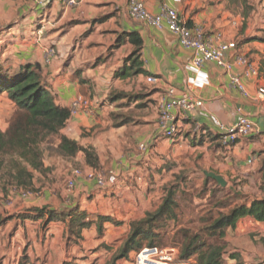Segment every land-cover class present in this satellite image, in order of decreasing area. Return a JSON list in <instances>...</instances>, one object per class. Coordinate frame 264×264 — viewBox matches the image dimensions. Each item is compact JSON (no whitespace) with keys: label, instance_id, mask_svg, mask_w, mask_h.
<instances>
[{"label":"crops","instance_id":"crops-1","mask_svg":"<svg viewBox=\"0 0 264 264\" xmlns=\"http://www.w3.org/2000/svg\"><path fill=\"white\" fill-rule=\"evenodd\" d=\"M47 1V7H41L32 0H0L1 6L4 2L10 6V13L0 9L1 15L9 17L6 26L0 29V63L12 71L20 66L38 64L48 88L63 106H70L78 99H90L100 104L94 117L84 113L73 116L61 132L80 146L94 148L92 141L85 138V132L93 130V134L98 135L100 130H105L90 129L99 128L104 116H109L108 124L114 126L115 121L109 111H122L118 109L120 107L124 113L134 109L138 116L130 117L128 124L119 129H107L108 137L117 131L121 136H129L133 132L138 140L151 143L152 150L147 154L148 165L143 157L138 160L140 164L126 166L122 175H116L118 178L114 183L112 180L100 189L95 180L88 182L84 177V173L94 169L85 164L83 154L74 160L62 158L68 172L76 162L81 163L85 172L78 169L82 175L75 180L73 194L64 191L67 193L65 201L54 207L44 203L40 208L60 212L79 207L87 213L88 219L98 221L99 217H109L110 220L103 224L102 237L98 236L95 224L84 231L83 240L78 244L68 242L67 224L59 221L49 224L40 237L31 239L33 254L41 258L38 264H48L53 260L63 264L68 257L76 261L84 258L80 260L93 264L85 260L88 249L106 247L115 241L122 245L131 230V223L153 210L146 190L147 179L153 177L150 174L155 169L164 176L168 173L169 163L183 162L200 168L196 188L207 187V199L211 203L217 197L214 194L218 189V194H225L228 198L224 206L216 204L218 213H226L238 203H251L264 197V101L257 97L258 90L264 87V17L261 20L255 18L256 12L264 9V0H250L256 5L248 18L238 14L234 0H141L152 14H157L161 4L165 3L176 9L190 28L200 26L207 34H220L222 42L235 43L239 54L259 72V76L245 75V66L236 62L232 52L228 57L233 65L230 72L215 63H206L202 71L209 78L208 85L189 89L187 81L193 73L187 70V66L192 61L193 52L184 49L178 37L166 26L158 30L134 21L128 14V0H81L76 8H67L61 0ZM135 33L143 41L138 56L146 74L118 78L117 73L125 67L126 60L135 50L129 42V35ZM49 51H53L54 56H48ZM231 75H242L249 98L231 86ZM149 76L157 78V83L148 84ZM169 87H174L178 96L189 93L204 102L203 107L193 112H175L179 134L173 140L161 137L157 131V105ZM145 89L150 90L147 95L143 93ZM117 93L134 97L129 101H113L112 95ZM0 100L8 102L7 109L0 110V116H3L0 131L5 132L15 105L6 94ZM242 117L254 124L255 132L239 139L231 148H223L218 136ZM252 158H255V163L249 164ZM45 166L52 169L46 162ZM204 172L222 177L226 187L207 178ZM47 191H40L38 195L54 194L53 190ZM203 196L202 193L189 194L192 202ZM29 220H32L31 225L42 223L44 226L42 219L28 218L23 222ZM208 221L211 224L214 218ZM226 243L229 254H239L242 263L264 264V224L244 218L236 229L228 230ZM229 254L224 257L226 263L238 264L237 260L229 258ZM132 255L135 257L136 254Z\"/></svg>","mask_w":264,"mask_h":264},{"label":"trees","instance_id":"trees-1","mask_svg":"<svg viewBox=\"0 0 264 264\" xmlns=\"http://www.w3.org/2000/svg\"><path fill=\"white\" fill-rule=\"evenodd\" d=\"M129 42L135 46V50L126 60L125 67L117 73V77L121 79L146 74L138 56L143 45L141 37L137 33L130 34ZM5 94L15 105V112L7 130L0 131V196L5 201L9 200L13 192L27 194L37 191L34 183L37 174L46 177L52 172L51 168L45 166L46 152L51 157L58 156L69 160H74L81 153L88 167L100 169L99 158L93 148H84L61 134L72 118L70 106L59 103L48 88L42 68L38 64L20 66L12 71L0 63V97ZM133 97L117 93L112 95V100L129 101ZM116 116L120 121L114 123L115 128L128 124L130 117ZM218 138L220 139V136ZM178 191L177 185L165 187L158 208L131 223V230L115 254L113 264L128 260L131 254H137L144 247L163 245L171 223L174 225L180 223ZM218 191L220 190L215 191V196L218 195ZM227 199L223 198L218 206H224ZM20 215L17 216L23 220L42 219L44 228L58 221L67 224V240L75 244L81 242L84 231L95 224L98 226V236L102 237L103 224L110 220L109 217H99L98 221L88 219L87 213L81 211L79 207L60 212L45 207L32 209ZM247 217L264 224V197L251 203H238L226 213H217L214 221L204 229V236L197 234L193 238L184 239L176 260L189 262L196 258L197 264H227L224 258L229 254L227 232L236 229L238 223ZM8 220L0 217V226L11 221ZM209 239H216L217 242L210 243ZM229 258L237 260L238 264H244L237 253H230ZM19 264H35L30 261L26 249Z\"/></svg>","mask_w":264,"mask_h":264},{"label":"rangeland","instance_id":"rangeland-1","mask_svg":"<svg viewBox=\"0 0 264 264\" xmlns=\"http://www.w3.org/2000/svg\"><path fill=\"white\" fill-rule=\"evenodd\" d=\"M234 4L236 9L239 13H242L245 18L251 14L253 11V7L256 5L255 2H251L250 0H234ZM252 3V6H251ZM0 9H4L8 11L10 6L3 3V6L0 4ZM264 9L259 10L255 14V18L261 20L264 17ZM8 13H10L8 11ZM8 15L0 14V29L6 26L8 23L6 20ZM12 21H10V24ZM48 29V28H47ZM49 56V55H48ZM149 89H145L143 93L147 95ZM90 100V99H89ZM148 101V100H147ZM8 102L4 100H0V106L2 109H7ZM133 108V107H132ZM122 111L111 112L109 111V115L112 119L115 120L116 123L120 121L116 115H124L128 117H135L138 116V113L131 109L129 112L124 113V109L118 107ZM8 112V111H7ZM94 117V116H93ZM101 117V116H100ZM99 118V117H98ZM109 116H104L102 118V122L99 125V128L96 126L90 129H105L100 130L99 134H93V130L90 132H85V138H89L93 145L94 150L96 151L97 155L100 158V169L102 171L105 184L107 185L110 181L117 180L119 175H122L124 170L127 167L138 165L137 154H138V146L142 143H145V140H138V138L134 135L133 132L129 134H123L122 136L119 134V131L114 136L108 137L107 129H119L114 128V126H109L108 124ZM3 116H0V123L3 121ZM8 120V119H7ZM95 133V132H94ZM137 139V140H135ZM152 150V148H151ZM145 158L143 161H148L147 155H141V159ZM45 162L52 167V172L48 174V176L43 177L40 174H37L35 183L36 192L23 194L21 193H14V195L10 196L8 201H5L2 196L0 197V217L4 218L5 220L11 219V221L7 222L6 224L0 226V264H19L20 259L22 258L24 251L26 249V254L30 258L31 262L38 264L41 262V258H37L36 254H33L31 248L33 236H39L45 228L42 227V223H37V225H31L30 221L23 222L20 213H24L23 210H30V208H40L41 206L46 203L48 206H56L61 201H65V196H67L66 191V177H71L72 172L75 169H80L85 172L84 167L81 166L80 162H76L75 165H71L70 171L68 172L67 165L63 164V159L55 156L51 157L47 152L45 153ZM140 159V160H141ZM70 162V161H68ZM149 162H146L148 165ZM174 164H168L167 172L164 176L159 174L157 169L154 170L152 175L147 179V188L146 190L149 191V197L152 202L153 210L161 204L162 198L164 196V189L165 187H169L172 185H177L179 187V198L178 201L180 203V223L174 225L171 223L169 226V231L165 236L163 245H159L161 249H175L177 254L175 257L179 255V249L184 242V239L193 238L194 235L201 234L205 235L204 229L210 224L208 221L209 218H214L215 215L218 213L216 212V204H219L223 198H226L225 194H218L216 198H213L212 203L209 199H207V191L208 188L200 186V188H196L195 181L199 178L200 172L199 167L195 166H188L186 163L178 162ZM65 168L63 169V167ZM196 169V171H195ZM199 173V174H198ZM118 175V176H116ZM156 175V176H155ZM84 177H86V173H84ZM88 182H92L93 180H87ZM200 184V183H199ZM105 185V186H106ZM104 186V187H105ZM99 187V186H98ZM101 187H99L100 189ZM47 190H53L54 194L47 195L41 194L40 191L43 193H47ZM139 191V189H138ZM200 193L204 194L203 198H200L199 201L195 200L192 202L189 198L190 195H199ZM18 195V196H17ZM217 200V201H216ZM218 202V203H217ZM140 206V205H139ZM155 209V210H156ZM215 209L214 211H212ZM151 210V212L153 211ZM154 210V211H155ZM199 211V212H198ZM18 215V216H17ZM197 221L198 223H195ZM200 221V222H199ZM44 225V224H43ZM216 241L215 239H209L210 243L212 241ZM121 247L119 241H115L109 246L101 247L98 249H88L87 256L85 260H90L93 264H113V258L117 253L118 249ZM35 253V249H34ZM80 255V254H79ZM85 257V255H83ZM55 259V258H54ZM84 259V258H80ZM80 259H76L73 257H68L66 264H85L86 262ZM134 255H130L128 260L119 261L117 264H133ZM177 262L182 263L181 261L177 260ZM48 264H60L59 262H48ZM191 264H197L196 258L191 260Z\"/></svg>","mask_w":264,"mask_h":264},{"label":"built area","instance_id":"built-area-1","mask_svg":"<svg viewBox=\"0 0 264 264\" xmlns=\"http://www.w3.org/2000/svg\"><path fill=\"white\" fill-rule=\"evenodd\" d=\"M35 5L47 7V0H32ZM67 8H76L80 5L81 0H61ZM127 10L130 17L137 22L145 23L158 30H162L165 26L168 30L176 35L180 45L193 52L191 63L187 66V70L193 73L187 81L189 87L203 88L208 85V76L203 73L202 69L206 63H215L218 67L230 72L233 68L229 62L230 53H235V60L238 64L245 66V75L259 76L257 69L248 60L239 54L235 43L222 42L220 34H207L200 26L190 28L181 18L178 11L163 3L157 14L149 12L144 2L141 0H128ZM49 56H54L53 51L48 52ZM49 61V58H48ZM157 78L147 77L148 84L157 83ZM231 86L239 90L245 97L250 95L242 81V75H231ZM258 99L264 101V87L258 90ZM204 102L200 99L192 97L189 93L177 95L174 87H169L162 95L157 105V131L158 134L168 140L175 139L179 134V128L175 123V112H193L203 107ZM100 108L99 103H95L89 99H78L70 105L71 115L76 116L84 113L93 116ZM255 132L254 124L246 117L240 118L236 123L224 129L220 136V142L223 148L229 149L237 143L241 138L248 137ZM151 150V143L145 142L138 146L137 159L140 160L141 155H147ZM255 163V158L249 161V164ZM82 175L80 170H75L73 175L66 182V189L70 194L75 191V180ZM86 179L95 180L99 187L103 188L105 184L102 171L94 170L86 174ZM177 251L175 249H161L159 247H144L134 257V264H191L189 262H177L175 257Z\"/></svg>","mask_w":264,"mask_h":264},{"label":"water","instance_id":"water-1","mask_svg":"<svg viewBox=\"0 0 264 264\" xmlns=\"http://www.w3.org/2000/svg\"><path fill=\"white\" fill-rule=\"evenodd\" d=\"M204 174L207 178L214 180L219 186L226 187L227 183L222 177L209 172H204Z\"/></svg>","mask_w":264,"mask_h":264}]
</instances>
